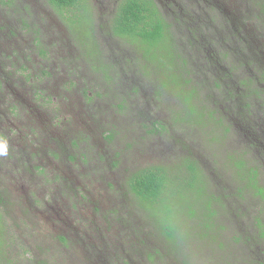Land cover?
Segmentation results:
<instances>
[{
    "label": "trees",
    "instance_id": "obj_1",
    "mask_svg": "<svg viewBox=\"0 0 264 264\" xmlns=\"http://www.w3.org/2000/svg\"><path fill=\"white\" fill-rule=\"evenodd\" d=\"M0 264H264V0H0Z\"/></svg>",
    "mask_w": 264,
    "mask_h": 264
},
{
    "label": "rangeland",
    "instance_id": "obj_2",
    "mask_svg": "<svg viewBox=\"0 0 264 264\" xmlns=\"http://www.w3.org/2000/svg\"><path fill=\"white\" fill-rule=\"evenodd\" d=\"M224 9H225V11H227V12H229L228 10H229V5H228V3H227V5L224 7ZM221 158V157H220ZM222 160H223V158H222ZM69 172V170H67L66 171V173H68ZM182 251H183V247L182 248H178L177 249V252H176V255H178V256H180V255H182L181 253H182ZM194 255V254H193ZM195 256V255H194Z\"/></svg>",
    "mask_w": 264,
    "mask_h": 264
}]
</instances>
